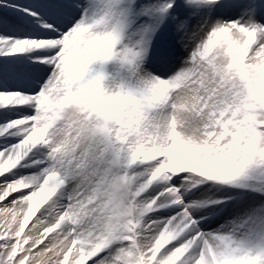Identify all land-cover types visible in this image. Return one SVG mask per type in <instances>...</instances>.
I'll use <instances>...</instances> for the list:
<instances>
[{
  "label": "snow or ice",
  "instance_id": "6c2138e0",
  "mask_svg": "<svg viewBox=\"0 0 264 264\" xmlns=\"http://www.w3.org/2000/svg\"><path fill=\"white\" fill-rule=\"evenodd\" d=\"M0 264H264V0H0Z\"/></svg>",
  "mask_w": 264,
  "mask_h": 264
}]
</instances>
